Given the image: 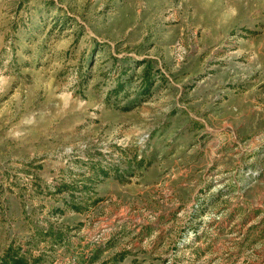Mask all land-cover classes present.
<instances>
[{"label":"rangeland","instance_id":"obj_1","mask_svg":"<svg viewBox=\"0 0 264 264\" xmlns=\"http://www.w3.org/2000/svg\"><path fill=\"white\" fill-rule=\"evenodd\" d=\"M9 244L264 264V0H0Z\"/></svg>","mask_w":264,"mask_h":264},{"label":"trees","instance_id":"obj_2","mask_svg":"<svg viewBox=\"0 0 264 264\" xmlns=\"http://www.w3.org/2000/svg\"><path fill=\"white\" fill-rule=\"evenodd\" d=\"M147 79L148 76L146 80ZM52 234L53 231L51 229L47 230V232L36 230L33 236L35 238V235H42L43 238H46L48 235ZM0 264H44V260L41 254L31 257L23 247L9 244L6 248L0 251ZM102 264H108V262H103Z\"/></svg>","mask_w":264,"mask_h":264}]
</instances>
